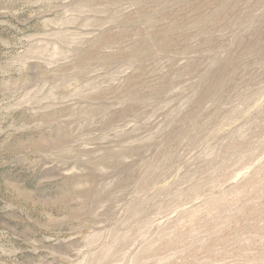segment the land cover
<instances>
[{
  "label": "rangeland",
  "instance_id": "1",
  "mask_svg": "<svg viewBox=\"0 0 264 264\" xmlns=\"http://www.w3.org/2000/svg\"><path fill=\"white\" fill-rule=\"evenodd\" d=\"M0 264H264V0H0Z\"/></svg>",
  "mask_w": 264,
  "mask_h": 264
}]
</instances>
